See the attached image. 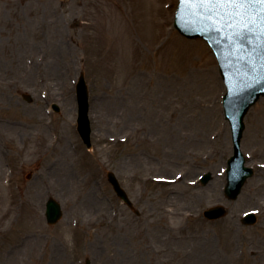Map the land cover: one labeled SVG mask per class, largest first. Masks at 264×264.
I'll use <instances>...</instances> for the list:
<instances>
[{"label":"rangeland","instance_id":"374dc122","mask_svg":"<svg viewBox=\"0 0 264 264\" xmlns=\"http://www.w3.org/2000/svg\"><path fill=\"white\" fill-rule=\"evenodd\" d=\"M176 6L0 0V264H264V96L240 142L254 173L228 199L224 84L206 43L174 29ZM80 72L90 148L76 130ZM48 196L63 213L51 225ZM217 204L225 216L206 219Z\"/></svg>","mask_w":264,"mask_h":264},{"label":"water","instance_id":"95a60500","mask_svg":"<svg viewBox=\"0 0 264 264\" xmlns=\"http://www.w3.org/2000/svg\"><path fill=\"white\" fill-rule=\"evenodd\" d=\"M238 12L243 13L244 10L207 3L205 0H179L174 18V26L181 34L188 38L200 37L207 42L217 58L218 70L226 85L222 106L224 116L231 126L234 155L228 159L225 193L232 199L236 198L246 178L253 173L251 168L244 166L245 159L240 151L243 118L259 97L264 96V23L259 17H253L255 8L247 14ZM245 23L249 24L251 31L238 35ZM76 97L77 130L86 146L90 147L88 91L83 73L76 84ZM26 98L30 101L28 96ZM54 108L57 110L56 106ZM208 178L209 174L205 175L202 182ZM107 179L116 195L132 208L131 201L115 175L109 171ZM225 212L224 207L218 205L206 209L204 216L216 219ZM61 214L60 205L50 198L46 203L47 222L55 223ZM242 221L252 224L255 216L249 213Z\"/></svg>","mask_w":264,"mask_h":264},{"label":"snow or ice","instance_id":"6c2138e0","mask_svg":"<svg viewBox=\"0 0 264 264\" xmlns=\"http://www.w3.org/2000/svg\"><path fill=\"white\" fill-rule=\"evenodd\" d=\"M205 2L244 10L243 13L238 12L237 14H247L252 8H255V12L252 13L253 17H259L260 21L264 23V0H205ZM250 31L249 24L245 23L241 26V32L238 35H244Z\"/></svg>","mask_w":264,"mask_h":264},{"label":"bare ground","instance_id":"6f19581e","mask_svg":"<svg viewBox=\"0 0 264 264\" xmlns=\"http://www.w3.org/2000/svg\"><path fill=\"white\" fill-rule=\"evenodd\" d=\"M189 184V183H188ZM190 184H191V182H190ZM196 185V184H195ZM203 198V197H202Z\"/></svg>","mask_w":264,"mask_h":264}]
</instances>
